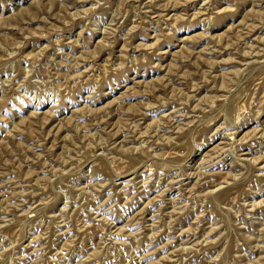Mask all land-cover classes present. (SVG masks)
<instances>
[{"label":"rangeland","instance_id":"374dc122","mask_svg":"<svg viewBox=\"0 0 264 264\" xmlns=\"http://www.w3.org/2000/svg\"><path fill=\"white\" fill-rule=\"evenodd\" d=\"M0 264H264V0H0Z\"/></svg>","mask_w":264,"mask_h":264}]
</instances>
